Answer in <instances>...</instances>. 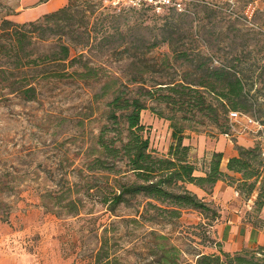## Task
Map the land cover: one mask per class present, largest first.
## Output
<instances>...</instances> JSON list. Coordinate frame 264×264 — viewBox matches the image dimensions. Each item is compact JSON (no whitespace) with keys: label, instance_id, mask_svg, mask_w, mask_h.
<instances>
[{"label":"rangeland","instance_id":"374dc122","mask_svg":"<svg viewBox=\"0 0 264 264\" xmlns=\"http://www.w3.org/2000/svg\"><path fill=\"white\" fill-rule=\"evenodd\" d=\"M18 2L0 0V25L3 19L19 24L28 22L16 14ZM87 2L97 4L95 9L100 6L92 17L100 20L94 24L97 36L93 46L83 49L75 44L85 35ZM76 3L71 11L73 18L60 21L62 30L51 34L56 26L46 22L43 28L47 38H34L27 47L31 50L30 57H41L37 68H20L23 53L16 56L9 36L0 37V45L5 46L0 49V264H94V254L106 237H112L110 244L114 248H123L120 252L126 264H146L149 260L145 254L146 231L151 229L169 234L182 250V259L196 264L197 253L210 254L211 248L217 249L211 231L214 224L211 211L189 209L174 225L135 227L122 219L131 216L130 209L120 206L111 214L99 201L105 180L88 172L85 164L93 157V148L107 125L106 105L112 96H102L101 88L108 76L118 79L117 87L127 84L133 72H143L148 85L182 74L186 65L174 62L169 44L162 41L170 25L178 23L182 28L173 34L179 39L177 46L211 58L212 65L231 61L251 76L252 100L257 114H261L264 0H184V11L161 13L115 5L113 0H76ZM131 40L133 50L123 52V44ZM64 42L71 45V55L79 58L68 72L82 71V64L87 63L96 69L98 79L85 82L77 75L64 78L51 75L62 68L52 58L59 50L58 45ZM165 57L171 59L170 65L164 64ZM29 82L36 87L33 99L25 93ZM141 122L151 148L158 155L167 154L172 141L170 121L144 109ZM231 122L229 113L230 137L207 124L192 123V129L187 130L189 137L184 143L191 146L190 159L199 169L196 174H202L212 156L211 151L200 147L204 137L213 140L225 136L234 141L237 149L234 136L253 134L232 132ZM250 136L254 144L245 148L258 145L264 150V138L257 140ZM231 174L241 178V174ZM224 181L233 183L237 195L232 196L238 198L228 210L241 216L243 222L264 230V205L258 209V192L247 195L237 190L238 182L227 178ZM92 184L98 186L89 188ZM211 189L197 194L219 212L221 205L208 200ZM70 198L80 200L81 213L73 215L62 207Z\"/></svg>","mask_w":264,"mask_h":264},{"label":"trees","instance_id":"16d2710c","mask_svg":"<svg viewBox=\"0 0 264 264\" xmlns=\"http://www.w3.org/2000/svg\"><path fill=\"white\" fill-rule=\"evenodd\" d=\"M76 5V0H68L58 10L22 24L10 19L2 20L0 30H3V34L0 37L9 36L15 55L22 52L25 56L19 58L20 68L39 66L41 57H30L31 50H27V47L34 38H47L46 29L43 28L46 22H53L56 26L51 29V34L62 30L60 21L71 20V11ZM96 5L89 3L85 8L89 12L86 16L85 35L75 44L83 49L91 48L97 36L94 24L100 18L96 21L92 18L96 9L100 8L99 6L95 9ZM167 11L177 10L170 8ZM91 22L92 25H89ZM170 27L162 41L169 44L173 61L185 64L187 68L179 76H171L161 82L155 80L151 85L146 83L141 71L133 72L128 77L127 84L117 87L115 85L118 79L108 76L101 88L102 96H112L106 105L107 125L93 148V157L85 164L88 172L105 180L99 201L106 210L114 214L120 206L130 209L131 216L122 219L135 227L148 224L174 225L183 212L189 209L201 213L211 211L210 219L214 220L218 212L203 197L191 190L189 184L207 191L217 181L227 178L231 182L239 183L237 190L241 193L244 191L251 195L257 191L258 209L264 205V158L263 150L258 145L251 148L237 146L238 155L230 157L226 165L228 172L241 174V178H235L222 169V152H213L208 165L201 170L202 174H196L199 169L190 159L191 146L184 143L189 137L187 130L192 129V123L197 126L212 125L221 133L228 134L231 110L252 112L264 125V112L261 110L258 115L256 103L252 100V85L249 83L251 76L242 68L238 69L231 61L225 60L219 65H212L211 58L199 52L194 53L189 48H180L177 46L179 39L174 38L173 34L178 33L182 26L174 23ZM4 47L0 45L1 50ZM57 48L59 50L53 53L52 61L62 68L51 73L52 76L64 78L77 75L85 82L99 78L96 69L87 63L82 64V71L68 72L79 58L71 55L69 43L59 44ZM133 48L134 41L131 40L123 44L122 51L131 52ZM170 62V58H164V64L170 65ZM35 92L36 87L29 82L25 89L28 98L33 99ZM144 109H150L159 117L170 121L172 141L165 155H158L151 148L149 137L143 134L145 125L141 122V112ZM130 174L133 178L129 177ZM97 186L92 184L89 188ZM79 201L78 198H70L62 207L67 208L68 213L77 215L81 213ZM205 217L209 219L208 215ZM146 237L148 241L145 254L149 259L146 264H191L182 259V250L174 244L169 234L151 229L146 231ZM111 238L102 240L94 254V264L127 263L120 252L123 248H114L110 244ZM196 264H264V246H258L257 249L243 248L234 253L221 249L210 254L197 253Z\"/></svg>","mask_w":264,"mask_h":264},{"label":"crops","instance_id":"0c3cea01","mask_svg":"<svg viewBox=\"0 0 264 264\" xmlns=\"http://www.w3.org/2000/svg\"><path fill=\"white\" fill-rule=\"evenodd\" d=\"M67 3L68 0H47L46 2H41L40 0H19L15 11L21 20L32 21L44 14L58 10ZM250 135L254 136L257 140L262 139L254 133L240 134L234 136L236 144L242 147L252 146L254 138ZM225 136L221 135L215 137L213 140L204 137L200 141V147L203 150L207 149L211 151V153L222 152L223 160L221 167L225 172H228L226 169L227 162L230 157L238 155V150L234 141L227 139ZM228 173L232 175V172ZM189 188L196 193H206L204 189L193 184H189ZM207 194L210 196L209 201H214L222 207L221 210L219 209L218 216L213 220L214 224L211 225L212 237L216 239L217 246V249L211 248L212 253L219 252L220 249L227 252H236L245 247L264 246V230L243 222L241 216L228 210L230 203L238 200L237 196H232L237 195V193L231 185L227 184L224 180H219L213 186L210 193ZM231 199L232 201H230Z\"/></svg>","mask_w":264,"mask_h":264},{"label":"built area","instance_id":"2783aa9c","mask_svg":"<svg viewBox=\"0 0 264 264\" xmlns=\"http://www.w3.org/2000/svg\"><path fill=\"white\" fill-rule=\"evenodd\" d=\"M115 5H124L128 7H144L155 12L161 13L167 9L173 8L177 11H184V0H113ZM232 132H252L260 138H264V125L256 117L244 114L239 111L231 110L230 112ZM240 129H238L237 128ZM231 136V133L226 134ZM264 155V152H263Z\"/></svg>","mask_w":264,"mask_h":264}]
</instances>
